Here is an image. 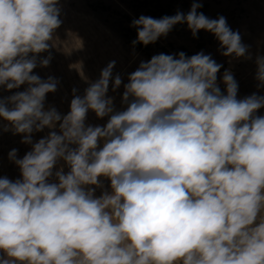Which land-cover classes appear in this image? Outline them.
Wrapping results in <instances>:
<instances>
[{"label":"clouds","instance_id":"1","mask_svg":"<svg viewBox=\"0 0 264 264\" xmlns=\"http://www.w3.org/2000/svg\"><path fill=\"white\" fill-rule=\"evenodd\" d=\"M202 6L133 19V47L186 24L193 37L212 33L223 56L251 59L239 31ZM60 14L59 0H0V87L27 85L0 98V118L31 145L22 158L9 152L21 178H0V264H264V95L238 99L229 70L222 92V65L203 51L161 53L129 74L125 110L107 96L110 81L113 91L122 84L111 61L83 96L73 89L62 115L45 107L59 81L33 74L50 64ZM255 63L264 88V56ZM89 110L107 124L86 125ZM59 160L67 173H53ZM100 177L111 191L97 197L85 186L100 187Z\"/></svg>","mask_w":264,"mask_h":264},{"label":"rangeland","instance_id":"2","mask_svg":"<svg viewBox=\"0 0 264 264\" xmlns=\"http://www.w3.org/2000/svg\"><path fill=\"white\" fill-rule=\"evenodd\" d=\"M193 2L194 0H59L62 24L54 33V41L50 42L52 59L47 67L37 66L33 70V74L42 79L52 76L59 81L57 91L47 94L45 107H55L59 113L66 115L70 111L73 89L77 90L76 95L83 96L89 84L99 79L101 70L109 62L115 61L113 77L119 74L122 84L113 91L110 81L107 96L113 98L115 111L125 110L127 104L122 102L123 85L128 83L129 74L138 68L141 61L146 62L161 53L175 56L184 52L190 57L203 51L222 65L217 74V83L222 92L226 93L223 73L229 70L239 85L238 99L253 93L264 95V88L258 87L255 79L256 57L264 56V0H199L203 5L198 9L199 12L212 19L224 16L231 29L239 31L242 43L249 46L251 59L223 56L219 42L212 33L200 30L193 37L186 24L175 25L155 43L147 46L137 44L133 47L132 41L137 38L136 29L130 26L133 19L141 15L159 19L175 15L177 11L187 14ZM48 54L40 53L38 58H44ZM26 87L27 85H21L13 90L0 87V98L24 91ZM256 114L264 115V108L259 109ZM109 118H98L95 112L89 110L85 123L103 127ZM6 123L0 118V178L7 177L15 181L21 178L20 169L9 159V152L17 149V158H22L31 150V145L21 143L23 134L3 131ZM55 130L58 131V126ZM49 131L52 129L45 128L33 133V141L43 138ZM103 143V140L99 142L101 147ZM60 168L65 173L70 170L63 160H59L53 173ZM99 180L100 187L85 186L94 188V195L97 197L105 191H111L108 178L100 177ZM49 182H58L55 174L49 178Z\"/></svg>","mask_w":264,"mask_h":264}]
</instances>
